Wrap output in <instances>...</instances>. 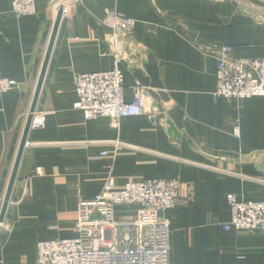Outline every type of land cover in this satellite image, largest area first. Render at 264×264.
<instances>
[{"label":"crops","instance_id":"1","mask_svg":"<svg viewBox=\"0 0 264 264\" xmlns=\"http://www.w3.org/2000/svg\"><path fill=\"white\" fill-rule=\"evenodd\" d=\"M238 1L247 2L72 4L37 104L45 125L29 132L4 221L9 230L0 231V264H35L39 241L75 237L79 198H95L111 168L118 187L157 178L180 182L176 207L164 213L172 230L171 264H264L263 233L224 226L231 220L229 194L264 201V97L215 100L216 62L194 44H228L234 58H264V22L241 11ZM55 3L36 0L35 14L18 16L11 0H0V76L20 83L0 94V212L52 35ZM254 4L264 6V0ZM112 7L136 21L134 38L142 44L136 60L122 65L125 98L133 99L136 80L149 86L166 113L160 125L144 115L114 125L108 117L87 119L74 106L76 74L114 68L107 47L111 29L104 23ZM136 211L119 206L116 217L131 220Z\"/></svg>","mask_w":264,"mask_h":264},{"label":"built area","instance_id":"2","mask_svg":"<svg viewBox=\"0 0 264 264\" xmlns=\"http://www.w3.org/2000/svg\"><path fill=\"white\" fill-rule=\"evenodd\" d=\"M76 1L56 0V14L61 10L62 18L69 16ZM245 1H238L241 11L264 22V6L255 5V0ZM11 9L18 16L35 14L36 0H11ZM104 23L111 29L107 47L114 58V68L74 76L78 96L75 108L87 119L108 117L114 125L121 118L135 115H144L153 125H160L166 113L154 103L149 86L136 80L131 86L133 99L125 98L122 65L136 60L142 46L134 38L136 21L112 7L106 10ZM194 44L216 62L215 100L264 97V58H234L232 46L228 44L199 41ZM19 87L18 81L0 76V94ZM44 125L45 114L35 112L31 128ZM108 155V151L101 152L102 157ZM41 173L42 169L38 168L37 174ZM180 186L176 178H157L118 187L111 168L95 198H79L77 235L39 241L35 264H171L172 230L164 213L176 207ZM227 198L231 220L224 225L226 230L264 234V201L239 199L235 194ZM119 206H137L136 217L119 220L116 217ZM2 228L9 230V225L4 223Z\"/></svg>","mask_w":264,"mask_h":264},{"label":"water","instance_id":"3","mask_svg":"<svg viewBox=\"0 0 264 264\" xmlns=\"http://www.w3.org/2000/svg\"><path fill=\"white\" fill-rule=\"evenodd\" d=\"M61 22H62V11L59 10L57 15H56V19H55V22H54V27H53L52 35H51L50 42H49V45H48L47 53H46V56H45L44 64H43V67H42V70H41V73H40L39 81H38V84H37V87H36V90H35V94H34V97H33V101H32V105H31L30 111L28 113V117H27V120H26L25 128H24V133H23L22 140H21V143H20V146H19V150H18V153H17V157H16V160H15L13 171H12V174H11V177H10L9 185H8V188H7L5 197H4V201H3V204H2V208H1V212H0V231H1V223H3L5 221L6 213H7L8 206H9V203H10V200H11V195H12L15 183L17 181V178H18L19 167H20L21 160H22V157H23V154H24V151H25V147H26V144H27V139H28V136H29V132L31 130V123H32V120H33V117H34V113L37 110V104H38V101H39V96H40V93H41V90H42V86H43V83H44V80H45V76H46V73H47L49 61H50V58H51V54H52V51H53V48H54V45H55V41H56V38H57V34H58V30H59Z\"/></svg>","mask_w":264,"mask_h":264},{"label":"rangeland","instance_id":"4","mask_svg":"<svg viewBox=\"0 0 264 264\" xmlns=\"http://www.w3.org/2000/svg\"><path fill=\"white\" fill-rule=\"evenodd\" d=\"M3 224H4V222L3 223H1V225L3 226Z\"/></svg>","mask_w":264,"mask_h":264}]
</instances>
